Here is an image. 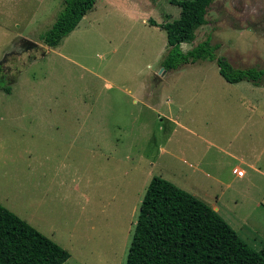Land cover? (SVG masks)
<instances>
[{
	"label": "rangeland",
	"instance_id": "374dc122",
	"mask_svg": "<svg viewBox=\"0 0 264 264\" xmlns=\"http://www.w3.org/2000/svg\"><path fill=\"white\" fill-rule=\"evenodd\" d=\"M64 6L0 0V65L17 76L10 93L0 90V192L23 187L32 166L42 201L58 194L57 220L50 199L31 205L18 192L12 203L39 231L57 230L42 233L72 254L64 264H126L154 176L207 202L261 249L264 85L230 83L210 59L167 69L160 24L180 16L172 0H97L49 47L43 37ZM207 39L234 67L264 69V0H214L182 49Z\"/></svg>",
	"mask_w": 264,
	"mask_h": 264
},
{
	"label": "trees",
	"instance_id": "16d2710c",
	"mask_svg": "<svg viewBox=\"0 0 264 264\" xmlns=\"http://www.w3.org/2000/svg\"><path fill=\"white\" fill-rule=\"evenodd\" d=\"M96 2L65 0L64 9L42 42L49 47L60 45ZM213 2L172 0L181 13L160 24L168 41L164 66L173 69L210 59L217 62L228 82L263 86L264 69L234 67L217 56L218 45L209 39L183 51L182 44L193 42L197 30L207 24ZM151 24L157 25L155 21ZM16 81L11 68L0 65V90L10 93ZM70 257L66 248L0 203V264H64ZM126 264H264V245L255 249L207 202L170 180L154 176L139 208Z\"/></svg>",
	"mask_w": 264,
	"mask_h": 264
},
{
	"label": "crops",
	"instance_id": "0c3cea01",
	"mask_svg": "<svg viewBox=\"0 0 264 264\" xmlns=\"http://www.w3.org/2000/svg\"><path fill=\"white\" fill-rule=\"evenodd\" d=\"M242 162H245L244 159H242ZM239 166H235L233 168V173H234V169L237 168ZM245 171V170H244ZM236 174V173H235ZM246 172L244 173L243 176H245ZM25 176V185L23 187H20L19 189H17V187L14 188V192H9V189H6L4 191L6 192H0V203L2 205H4L5 207H7L9 210L13 211L14 213H16L17 215H19L21 218L25 219L28 223H32L31 225H35L29 217L27 216H22L21 213H19V210L16 209L15 207H13V203H12V198L15 197L18 192L21 193V197L23 196L24 199L31 205H42L45 203H48V199H50V205L48 206V211L49 214L52 215L53 220H57V218H60V213L58 211V194L54 193L53 197H46L47 199L42 201V197L43 195L41 194V190L39 189V179H37L38 177V173L37 171L32 167L29 166L28 170L25 171L24 173ZM241 177V176H239ZM14 181H17V176H15L12 180V183H14ZM10 182V181H9ZM217 209V208H216ZM62 215V213H61ZM54 231V232H53ZM57 230H51L49 231V233H46L45 231H42L46 234H50V232H52V236H56L55 232ZM72 257V254H71ZM70 257V258H71Z\"/></svg>",
	"mask_w": 264,
	"mask_h": 264
},
{
	"label": "built area",
	"instance_id": "2783aa9c",
	"mask_svg": "<svg viewBox=\"0 0 264 264\" xmlns=\"http://www.w3.org/2000/svg\"><path fill=\"white\" fill-rule=\"evenodd\" d=\"M234 173H236L238 176H243L244 175V170L240 167H237L234 169Z\"/></svg>",
	"mask_w": 264,
	"mask_h": 264
},
{
	"label": "water",
	"instance_id": "95a60500",
	"mask_svg": "<svg viewBox=\"0 0 264 264\" xmlns=\"http://www.w3.org/2000/svg\"><path fill=\"white\" fill-rule=\"evenodd\" d=\"M28 42H29V46H28L27 49H31V48H34V47L38 46V44L35 43V42H32V41H28ZM5 61H6V60H5Z\"/></svg>",
	"mask_w": 264,
	"mask_h": 264
},
{
	"label": "flooded vegetation",
	"instance_id": "af4514ba",
	"mask_svg": "<svg viewBox=\"0 0 264 264\" xmlns=\"http://www.w3.org/2000/svg\"><path fill=\"white\" fill-rule=\"evenodd\" d=\"M27 44H28V45H27V47H26V48H28V46H29V42H27Z\"/></svg>",
	"mask_w": 264,
	"mask_h": 264
}]
</instances>
